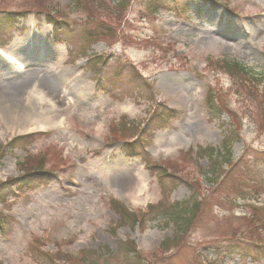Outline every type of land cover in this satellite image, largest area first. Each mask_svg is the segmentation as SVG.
Wrapping results in <instances>:
<instances>
[{
	"label": "rangeland",
	"instance_id": "obj_1",
	"mask_svg": "<svg viewBox=\"0 0 264 264\" xmlns=\"http://www.w3.org/2000/svg\"><path fill=\"white\" fill-rule=\"evenodd\" d=\"M208 1L213 7L178 0L176 8L165 0L152 11L145 0H129L117 12L95 4L108 7L111 0H0V16L19 12L17 22L0 26V52L41 49L44 39L42 73H68L57 94L42 88V74L21 93L36 125L26 129L14 116L0 122V182L38 161L47 173L33 189L5 187L0 264H264V246L252 244L264 218V82L235 80L219 65L234 59L247 71L264 72V0ZM54 11L67 21V37L52 34L44 17ZM94 31L113 37L95 39ZM92 60L101 61L96 70ZM15 72L0 57V83ZM161 107L176 109L174 117L146 149L128 155L125 144ZM228 127L237 133L231 163L210 188L202 176L207 161L195 151L218 147ZM25 135L28 143L7 145ZM152 161L172 175L164 178L166 195L147 170ZM137 173L145 183L140 195ZM254 195L257 211L246 203ZM184 199H200L199 212L163 251L158 244L175 230L160 210L137 225L117 224L115 202L138 213ZM125 240L140 258L124 253ZM60 251L83 260L65 261Z\"/></svg>",
	"mask_w": 264,
	"mask_h": 264
},
{
	"label": "trees",
	"instance_id": "obj_2",
	"mask_svg": "<svg viewBox=\"0 0 264 264\" xmlns=\"http://www.w3.org/2000/svg\"><path fill=\"white\" fill-rule=\"evenodd\" d=\"M114 2L112 5L108 4L109 6L106 7L105 4H98L96 5L102 6L106 11L116 10L117 12H121L129 0H111ZM165 0H145L146 3V9H150L154 11L157 9V6L160 2ZM177 1V0H176ZM186 3H194V2H201V4L205 5L206 3L213 6L212 3L207 2V0H185ZM78 5L77 7H82L81 1L73 2V4ZM187 6V5H186ZM46 8H49L48 6ZM55 13L60 14L58 11H54L53 15L52 13H45V20L47 23L51 24L56 35H59V33H62L68 36L69 31L66 28L67 21H65L64 18L61 16H56ZM19 12L15 13H6L0 16V26H7L9 23H15L17 22V18L15 15L18 16ZM66 28V29H65ZM61 35V34H60ZM89 36L96 38H109L113 37L110 33L106 32H97L94 31ZM100 57V56H99ZM99 59V58H97ZM219 65L221 67H224V69L231 75L238 78V80H244L247 83H254L256 82L257 85H262V75H256L254 73H251L247 71L239 62L236 60H229L226 58L219 59ZM101 65V61L92 60L91 67L97 68V64ZM104 63V62H103ZM102 63V64H103ZM244 79H243V78ZM261 88H264V84L261 86ZM246 91L251 89V86L244 87ZM211 97H209L208 101H211ZM175 111L167 108V107H161L155 109V111L152 113V115L146 120V122L143 125V128L140 129L138 137L133 140L130 143H126L124 146V149H126L127 154L130 155H136L142 152L145 144H147L148 140L152 135V133L157 130L158 128H161L164 126L167 121L174 117ZM237 133L235 131V127L232 128H226L224 129V134L222 137V140L218 147H206V148H199L196 152L197 157L205 158L206 166L203 170L202 175L205 176L207 180L215 179L217 181L218 177L221 176V173L223 171V165H228L231 163V145L234 143V141H237L236 137ZM19 138L15 139L13 142L17 141ZM20 141L28 143V140L26 139H19ZM42 162L38 161V164L35 168H32L30 171H25L23 176L18 178H9L6 180V182H0V201H5L7 198L8 193H6V188L10 190L11 186H14L19 192L27 191L30 189H33L35 187H38L41 184L40 179H45L43 175H46L47 173L44 171L43 167H41ZM175 167H177L178 164L173 163ZM149 170H153L154 172H151L153 175L157 177L158 184L161 188V192L163 195H166V185L164 178L167 176H172L171 173H167L166 167H164L161 164L153 163L148 164ZM172 169V167H169ZM31 169V168H29ZM180 180L183 181V178H180ZM45 182V181H42ZM162 203V202H160ZM157 203L156 205H152L148 207L147 212H151L153 210H160L161 215L167 218L166 221H171L174 226V236L169 239L167 238L161 243V250H165L169 247V245H173L175 243L179 242L180 237L182 236L186 231V228L188 230V227L193 223L195 220L199 209H200V202L195 200H185V201H177L171 203L169 206L165 207L163 206V203L160 204ZM114 210L119 215V223H128L130 225L132 224H140L144 220V217H146L147 213L144 212H138V213H131L129 212L125 207L120 205L119 203L114 204ZM120 247L124 251V253H128L129 251H132V253H135L134 245L131 241H126V244H121ZM47 254V253H46ZM58 255L62 258H65V261L74 260L79 261L83 260L82 256H79L77 258H71L69 259V255L58 252ZM133 256L138 257L136 254ZM132 258V256L130 257ZM132 264H136L135 262H132ZM139 264V263H138Z\"/></svg>",
	"mask_w": 264,
	"mask_h": 264
},
{
	"label": "bare ground",
	"instance_id": "obj_3",
	"mask_svg": "<svg viewBox=\"0 0 264 264\" xmlns=\"http://www.w3.org/2000/svg\"><path fill=\"white\" fill-rule=\"evenodd\" d=\"M40 47L41 49L38 51L36 49H22L19 46L20 54L22 56L19 54L18 56L25 58V64L27 65L25 68H23V59L21 57H14V53H17L16 51H12V53L9 55L0 53V55L9 62H16L18 69L14 73V76L8 77L5 82L0 83V122H6L7 120L10 121L14 116V118H17V120L20 121L26 129H28L30 125H36V120L32 115V110L22 99L21 93L23 90L31 82L35 81L41 74L42 88H44L47 93L51 95L57 94L60 85H65V83L68 81V73L65 70H61V72L53 78L42 73V70L39 68L41 63L39 62L44 60L41 52L44 46L40 45ZM18 71H20V73ZM114 175L120 174L116 173ZM136 176H138V182L135 187V192L136 194L140 195L143 192L145 183L143 182L142 176L139 173H137Z\"/></svg>",
	"mask_w": 264,
	"mask_h": 264
}]
</instances>
